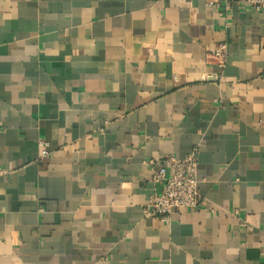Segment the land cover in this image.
Returning a JSON list of instances; mask_svg holds the SVG:
<instances>
[{
	"label": "crops",
	"instance_id": "obj_1",
	"mask_svg": "<svg viewBox=\"0 0 264 264\" xmlns=\"http://www.w3.org/2000/svg\"><path fill=\"white\" fill-rule=\"evenodd\" d=\"M222 8L0 0V264H264V10ZM193 150L202 206L145 216Z\"/></svg>",
	"mask_w": 264,
	"mask_h": 264
},
{
	"label": "built area",
	"instance_id": "obj_2",
	"mask_svg": "<svg viewBox=\"0 0 264 264\" xmlns=\"http://www.w3.org/2000/svg\"><path fill=\"white\" fill-rule=\"evenodd\" d=\"M223 4L219 16L233 8L249 7L256 12L264 10V0H221ZM217 4V3H216ZM223 46L215 52L214 57L221 58ZM41 157L47 156L45 144L38 143ZM149 164H151L149 162ZM152 182L159 187L153 192L144 208V215L158 218L162 222H170L172 215L179 210L194 212L202 206L197 179V150H193L183 158L171 155L159 161V169L154 173ZM248 228L244 224L242 225Z\"/></svg>",
	"mask_w": 264,
	"mask_h": 264
}]
</instances>
